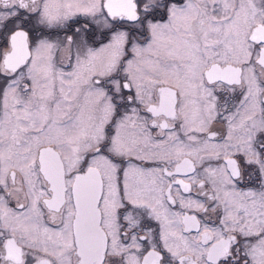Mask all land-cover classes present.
<instances>
[{
	"label": "snow or ice",
	"instance_id": "obj_1",
	"mask_svg": "<svg viewBox=\"0 0 264 264\" xmlns=\"http://www.w3.org/2000/svg\"><path fill=\"white\" fill-rule=\"evenodd\" d=\"M0 264H264V0H0Z\"/></svg>",
	"mask_w": 264,
	"mask_h": 264
}]
</instances>
